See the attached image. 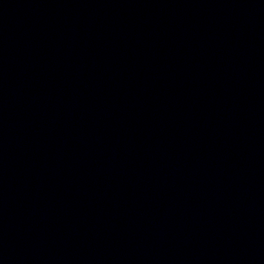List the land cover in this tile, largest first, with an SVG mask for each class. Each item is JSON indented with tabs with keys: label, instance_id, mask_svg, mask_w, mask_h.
Instances as JSON below:
<instances>
[{
	"label": "water",
	"instance_id": "obj_1",
	"mask_svg": "<svg viewBox=\"0 0 264 264\" xmlns=\"http://www.w3.org/2000/svg\"><path fill=\"white\" fill-rule=\"evenodd\" d=\"M0 264H264V0H0Z\"/></svg>",
	"mask_w": 264,
	"mask_h": 264
}]
</instances>
